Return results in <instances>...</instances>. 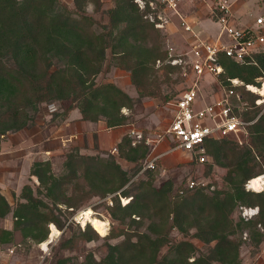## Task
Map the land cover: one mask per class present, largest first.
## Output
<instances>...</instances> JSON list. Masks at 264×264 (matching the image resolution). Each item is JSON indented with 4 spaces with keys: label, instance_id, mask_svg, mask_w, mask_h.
I'll return each mask as SVG.
<instances>
[{
    "label": "trees",
    "instance_id": "1",
    "mask_svg": "<svg viewBox=\"0 0 264 264\" xmlns=\"http://www.w3.org/2000/svg\"><path fill=\"white\" fill-rule=\"evenodd\" d=\"M73 2L70 7L61 0H0V134L29 126L41 103L62 99L70 100L69 108L78 109L83 120H104L109 128L129 125L133 116L122 109H133L141 99L115 83L96 81L109 48L119 67L130 70L140 95L159 94L160 90L154 87L158 82L152 75H157L155 68L162 69L156 67L157 60L165 61L168 53L162 49L160 29L144 18L136 1L114 0L115 5L107 10V24L86 13L88 3H93L98 11L102 0ZM96 24L103 30L97 31ZM154 34L155 44L137 43L148 41ZM253 58L236 62L222 57L225 71L219 76L220 84L229 89L233 87L230 79L243 81L234 89L248 105L241 106L234 96V110L245 121L255 120L246 127L251 134L248 144L228 138H210L205 142L214 162L227 166L223 158L234 157L225 177L226 187L215 188L211 194L202 187H181L177 196L171 197L173 182L166 180L155 186V168L145 167L150 146L144 141L133 145L128 134L117 146L118 156L138 163L134 173L143 168V172L147 171L146 180L131 182L129 172L110 152L108 157L101 154L105 151L84 154L80 147L72 146L65 173L56 174L50 160L32 164L31 175L37 177L38 186L35 191L31 185H25L21 193L24 201L15 208L0 192V245L12 243L15 230L21 231L25 241H44L50 223L63 229L68 222L62 216L61 204L78 208L95 196L104 198L119 192L112 197L110 213L122 224L129 217L132 226L136 223V230L125 231L124 239L108 243L101 259L89 251L78 260L60 249L54 264H242L244 229L249 230L254 246L264 241V190L246 189L250 179L264 173V112L260 113L263 105H257L259 95L245 87L258 83V78L264 76V51L255 53ZM162 67L167 75L178 69L169 64ZM134 188L140 189V193L123 205L121 197H129ZM240 206H257L259 212L254 218L237 219L233 214ZM11 212L14 228L7 229L1 220ZM134 214L139 218L132 217ZM147 221V229L140 230ZM167 226L200 239L207 245L206 250L197 254L198 247L191 238L172 240ZM95 228L87 223L77 239L90 241L100 236L98 231L107 230ZM62 243V248H67L72 246V239ZM165 247L167 251L161 253Z\"/></svg>",
    "mask_w": 264,
    "mask_h": 264
},
{
    "label": "rangeland",
    "instance_id": "2",
    "mask_svg": "<svg viewBox=\"0 0 264 264\" xmlns=\"http://www.w3.org/2000/svg\"><path fill=\"white\" fill-rule=\"evenodd\" d=\"M67 3L70 7L74 6L73 0H61ZM103 4L100 10H95L93 3H88L86 5V13L93 16L96 20L107 24L109 21L107 10L115 5L114 0H102ZM235 1V0H233ZM184 2V7L182 3ZM181 8L188 16L192 17L195 14L199 18H207L208 15L213 19L212 9L214 3L210 0H182ZM236 10V12H234ZM233 13L237 18L240 25L245 26L248 23H255L257 27L256 19L258 16H264V0H236L233 7ZM145 14V11H144ZM145 18V17H144ZM146 19V18H145ZM148 20V19H147ZM212 25L209 32L211 37L218 35L220 27L214 24L213 20H207ZM169 26V28H168ZM166 28L160 29L159 38L162 41V49L169 52L167 46L172 45L175 47V52H185L190 48L193 40V34L183 32L180 28L179 21L176 17L173 18V22L170 23ZM156 27V26H155ZM264 27V25H263ZM94 28L97 31H102L103 28L100 24H96ZM157 28V27H156ZM207 35L206 31H202ZM198 33V32H197ZM202 35V33H201ZM200 35V37H201ZM155 34L154 37L148 39V41H137L138 44L151 46L155 44ZM203 38V35L202 37ZM205 38V37H204ZM204 38L202 40H204ZM194 42V41H193ZM162 61V60H161ZM115 59V53L109 48L107 49V56L103 63L101 72L96 76V81L98 84L112 82L117 84L128 94L134 98H140V102L136 103L133 109H128L124 107L122 110L126 114H132V120L129 125H131V130L128 135L134 140L137 134L141 133L144 141L152 150V155L158 154L154 152V148L159 146L161 142H168L170 136L167 133V129L173 117V110L176 107V102L179 96L193 84L195 77L190 74L188 75L189 68H183V65H171L176 66L178 69L166 73V69L162 66L165 61H162L161 65L158 66L156 62V67H161L162 69H157L155 72L157 75H152L153 80L158 82L157 88L159 94L157 96H142L140 95L138 89L131 79V72L128 69L119 67ZM202 88V99L199 101L201 103L211 102L217 96H221L225 88L220 84L218 78L212 75H206L201 80ZM70 100L62 99L53 102H43L39 106V110L33 114L34 118L30 121V125L22 128L20 130H10L5 134H0V192H5L8 196V200L13 208L16 207L17 203L24 201L21 198V193L25 185H31L35 191L38 186V179L36 176L31 175L32 164L37 160H50L53 169L56 174H62L66 172L65 161L67 159L68 151L72 148V134L70 129H72V121L68 120V116H72V108H69ZM262 106V105H261ZM31 114L33 111H30ZM264 112L263 109L260 113ZM257 120V118H256ZM104 121V120H103ZM115 128V127H113ZM135 132L134 134L132 132ZM59 138H58V137ZM51 144V141H54ZM251 139V134L246 130L242 132L239 136H232L228 140L236 141L239 144H248ZM167 144V143H166ZM55 147H54V146ZM168 149L173 147V144L168 142ZM32 149L34 152L38 153L36 157L30 159L27 157V150ZM44 149L53 150L52 153H45ZM105 152L97 151L95 154L101 153L104 157L109 156V152L117 156L118 162L126 169L131 175V182L138 180L139 178L147 179L145 176L146 168L135 172V168L139 166L138 163L131 162L125 158H120L118 155L117 147L114 150H103ZM107 152V153H106ZM164 152V150L160 151ZM159 152V153H160ZM181 153L186 156L182 162L167 165L163 162L162 158L155 162L154 170V185L160 186L166 180H171L173 182V192L171 197L177 196L178 190L182 187H187V182L189 179L201 180L208 184L206 189L207 193L211 194L214 189H220L226 187L225 177L228 174L229 169L232 167L234 162L233 158H223V162L227 164L221 165L220 163L214 162L211 157L209 161L201 162L196 156V154H189L187 156L184 152ZM45 154V155H41ZM88 154V153H84ZM151 159L148 158L147 163ZM143 162V161H140ZM146 163V164H147ZM169 164V163H168ZM261 186L257 189L254 188L253 191L259 192L264 190V173ZM258 177V176H257ZM256 178V177H255ZM252 178V180H255ZM251 180V179H250ZM215 189V190H216ZM73 191V190H72ZM110 193L104 198L98 196L93 197L85 205L76 208L68 207L67 205H60L62 209V216L68 222L63 229L57 228L60 232L53 236V241L48 243L50 235L52 234L54 223L48 225L49 232L48 236L44 241L35 242L33 239L29 238L27 241L23 240V236L20 230H15V240L12 243L6 245H0V264L4 262L12 261L14 264H54L55 254L60 251L64 252L66 255L78 257V260H82L85 254L89 251L93 252L96 258L101 259L107 252L108 243H116L124 239L125 231L133 232L135 224L131 225V219L128 217L125 219V223L122 224L112 217L110 213V206L112 205V197L118 194ZM140 193V189L134 188L129 194V197H121V203L124 205L135 195ZM255 210V211H254ZM87 211L85 217L88 220H94V222H86L84 219L83 212ZM254 213L252 217L254 218L258 212L259 207L257 206H240L236 209L233 216L235 218L243 217L248 219L246 212ZM91 213V214H90ZM92 216V217H91ZM132 217L136 219L139 218L137 214ZM250 217V218H252ZM14 216L12 212L3 220H1V225L7 229L14 228ZM74 220V221H73ZM73 221L75 223L69 226V223ZM147 223L140 228V230L147 229ZM77 223V224H76ZM90 223L93 228L97 227L98 230H107L104 233L99 232V237L90 241H85L77 239L80 229H84ZM95 227H94V226ZM55 227V226H54ZM261 228V227H260ZM170 231V236L172 240L189 239L198 247L197 254L202 249L206 250L207 245L195 236L184 235L178 229H171L167 226ZM194 230H191L190 234H193ZM249 230L242 232V238L244 243L241 247V259L242 264H264V241L259 246H254L250 241ZM67 239H72V246L67 248H62V242ZM48 241V242H47ZM44 242L47 246H44ZM168 247L163 248L161 253H165Z\"/></svg>",
    "mask_w": 264,
    "mask_h": 264
},
{
    "label": "built area",
    "instance_id": "3",
    "mask_svg": "<svg viewBox=\"0 0 264 264\" xmlns=\"http://www.w3.org/2000/svg\"><path fill=\"white\" fill-rule=\"evenodd\" d=\"M141 10L145 11L144 17L154 23L157 28H166L176 17L180 28L193 34L190 48L185 52H175V47L168 45L169 50L165 63L183 65L188 70V75H194L195 80L178 98L176 113L169 124L167 133L176 142V148H181L191 154H196L201 162L209 161L211 156L207 153L205 142L207 139H222L239 136L247 130V125L254 121H245L234 110V96L243 107L248 105L243 101V96L236 92L234 85H243L238 78L230 79L233 87L225 88L221 96L211 102L201 103V80L206 75L219 79L225 71L222 57H230L236 62H246L254 59V54L264 51V17L258 16L253 25L242 26L236 22L233 7L236 0H212L213 21L220 27L214 40H202L195 31L192 17L188 16L181 8L182 0H135ZM194 41V42H193ZM162 61L157 60L158 66ZM190 72V73H189ZM247 90L259 95L257 105L264 104V76L258 78L256 84H245ZM240 108V107H239ZM135 133L134 131L132 132ZM133 145L142 142L144 136L139 133L135 136ZM158 157L152 158L146 168H155ZM252 180V179H251ZM251 180L246 183L247 190H254ZM187 187L208 188V184L201 180L189 179ZM214 189V186H211ZM252 214L246 212L247 218ZM55 228L56 225H54ZM58 230V229H57ZM60 231L58 230V233ZM54 238V237H53ZM53 238L47 241L51 243ZM43 245V244H42ZM3 264H14L12 261Z\"/></svg>",
    "mask_w": 264,
    "mask_h": 264
},
{
    "label": "crops",
    "instance_id": "4",
    "mask_svg": "<svg viewBox=\"0 0 264 264\" xmlns=\"http://www.w3.org/2000/svg\"><path fill=\"white\" fill-rule=\"evenodd\" d=\"M210 1H212V0H210ZM182 7H184V2L182 3ZM234 12H236V10ZM235 15H236V13L234 14V16ZM191 19H193V25H194L196 33L198 32L197 34L199 37L202 33L203 38L205 37L204 38L205 40L216 39V36L211 37V35L209 34V32L212 28V25L209 22H207V20H212L209 17V15L207 18L202 19V18H199L195 14V16L192 15ZM235 20L238 23L237 18ZM213 22L216 25L215 21H213ZM253 24L254 23L251 22V23H248L246 25H253ZM168 28H169V26H168ZM202 31H206L207 35H205ZM202 35H201V37H202ZM176 109H177V107H175L173 110L174 113H173L172 120L175 116ZM70 115H71V113H70ZM70 115L68 116V120L72 121V123H68V124L69 125L72 124V129H70V132H73V133H71L72 134V145H76V146L80 147V150L82 153L95 154L97 151L103 152V150H114L118 146L119 142L122 140L124 135L130 133V130L132 128L131 125H122V126H118L115 128H109L107 126L106 122L103 120H99L97 122L83 120L82 115L78 109H74L72 111L71 117H70ZM58 138H56L54 141H51V144L52 143L54 144V142H57L56 140ZM170 139L171 140H169L168 142L173 144V147H170L168 149V147H166V146H168V142H166V141L161 142L159 144V146L158 147L156 146L153 150L154 152H158V154L151 156L152 150H150L149 159H152L154 157H158L157 160H159V158L160 159L162 158L164 163H166L167 165H172V164L182 162L185 159L186 156H184L181 153V151L184 152L187 156H189V154H190L189 152H186L185 150H183L181 148H176L175 140L172 137H170ZM44 150H45L44 151L45 153H50V154L53 151L51 149H44ZM162 150H164V152H160ZM38 153H42V152H34L32 149L29 148L27 150L26 156L29 158L31 157L30 159H32L33 157H36L38 155ZM41 155H45V154H41ZM2 194L8 200V196L6 195V193L2 192Z\"/></svg>",
    "mask_w": 264,
    "mask_h": 264
},
{
    "label": "bare ground",
    "instance_id": "5",
    "mask_svg": "<svg viewBox=\"0 0 264 264\" xmlns=\"http://www.w3.org/2000/svg\"><path fill=\"white\" fill-rule=\"evenodd\" d=\"M264 91V90H263ZM262 180H263V176H258V177H256L255 178V180H251V182H252V185H253V187L255 188V189H257L258 187H260L261 186V183H262ZM255 211V210H254ZM87 211H85V212H83V216H84V219L86 218L85 217V213H86ZM91 214V213H90ZM92 217V216H91ZM93 222V221H91V220H88L87 218H86V220L84 221V223H86V222ZM53 228V230H52V234H51V237H53V236H55L57 233H58V230L53 226L52 227ZM44 246H47V243L46 242H44V244H43Z\"/></svg>",
    "mask_w": 264,
    "mask_h": 264
}]
</instances>
